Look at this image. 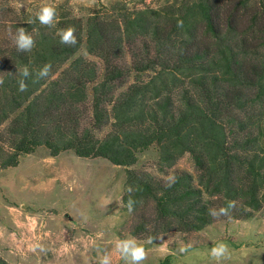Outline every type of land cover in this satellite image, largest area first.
I'll return each instance as SVG.
<instances>
[{"label": "trees", "instance_id": "1", "mask_svg": "<svg viewBox=\"0 0 264 264\" xmlns=\"http://www.w3.org/2000/svg\"><path fill=\"white\" fill-rule=\"evenodd\" d=\"M217 1L195 0L176 15L147 8L107 17L94 10L85 22L65 18L55 28L5 19L10 8L0 6V26L12 30L10 39L0 40V128L8 121L0 131V168L17 165L20 153L40 145L51 155L72 150L127 166L136 162L135 149L156 143L161 163L187 152L196 173L175 171L176 183L167 188V180L127 169L122 201H135L133 235L199 230L217 219L208 215L210 207L231 201L235 209L219 218L251 217L264 204V29L250 36L251 21L238 30L232 10ZM69 26L77 30L75 47L59 43L57 32ZM19 27L36 42L31 52L15 49ZM84 35L87 51L104 67L90 104L92 128L110 126L101 139L80 129L81 105L96 70L82 59L66 65ZM132 45L128 70L136 79L116 95V83L128 75L118 60ZM45 63L52 65L48 78L33 83L30 77L28 91L20 92L18 70L34 72ZM0 264L8 262L0 256Z\"/></svg>", "mask_w": 264, "mask_h": 264}, {"label": "rangeland", "instance_id": "2", "mask_svg": "<svg viewBox=\"0 0 264 264\" xmlns=\"http://www.w3.org/2000/svg\"><path fill=\"white\" fill-rule=\"evenodd\" d=\"M193 1L0 0V6L10 8L5 19L18 17L40 25L35 17L45 5L56 8L58 21L81 18L85 22L94 10L106 13L107 17L147 8L176 15ZM237 1L218 0L217 5L226 12L232 10L238 30L253 21L254 31L250 36L259 35L258 29H264V12L260 6L264 0H246L244 6L235 7ZM224 14L222 21L226 20ZM10 32L0 26V40L10 39ZM136 46L127 48L118 60L128 75L124 83H116V95L136 79L134 72L128 70L132 60L130 50ZM74 59L90 61L96 70V79L87 85L86 101L81 105L84 113L80 129L88 128L101 139L110 126L92 128L90 104L92 88L102 80L104 67L97 56L87 51L85 35L79 50L66 65ZM151 75L141 74L137 79L146 80ZM7 124L8 121L0 131ZM135 155L136 162L126 166L103 157H80L72 150L51 155L44 145L32 153H20L17 165L0 168V256L8 264H98L104 254H109L113 264H130L120 258L115 243L134 238L146 250L143 264H264V204L249 218H217L195 231L168 230L154 237L133 235L130 232L133 213L121 203L127 169L147 173L160 181H166L175 171H187L193 177L196 173L187 152L171 164L161 163L156 143L135 149ZM219 242L229 246V254L216 261L210 256V249ZM185 247L187 251L180 252Z\"/></svg>", "mask_w": 264, "mask_h": 264}, {"label": "clouds", "instance_id": "3", "mask_svg": "<svg viewBox=\"0 0 264 264\" xmlns=\"http://www.w3.org/2000/svg\"><path fill=\"white\" fill-rule=\"evenodd\" d=\"M57 10L55 7L50 5L42 6L39 11L36 13L35 19L38 20L41 26L47 28H55L57 20ZM30 23L33 21H29ZM178 26H182V21L178 22ZM76 28L74 26H69L63 29H60L57 32L59 37V43L68 47H75L78 43ZM13 43L15 49L18 53H28L31 52L35 47V40L32 35H30L24 27H19L13 36ZM52 72V65L50 63H45L42 67L34 72L31 71L27 66H23L18 70V90L20 92L28 91V79L33 77V83L38 82L48 78ZM4 79L0 77V85H3ZM176 176L169 175L165 183V187L171 188L176 183ZM126 191L131 197V193L134 191L132 186H128ZM126 206L128 211H133V205L135 201L129 198ZM236 203L234 201L228 202L226 205L219 207H210L208 209V215L216 219L219 217L230 216L233 209H235ZM115 251L119 254L120 258L129 261L130 264H143V261L147 258V253L145 248L138 244L137 240L134 238H126L117 240L115 243ZM187 251V248H181L180 252ZM229 254V246L224 242L217 243L214 247L210 249V256L216 260L220 261L223 258H226ZM98 264H113V258L109 254H104L98 261Z\"/></svg>", "mask_w": 264, "mask_h": 264}]
</instances>
